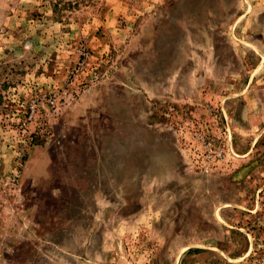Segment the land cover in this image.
I'll list each match as a JSON object with an SVG mask.
<instances>
[{
    "label": "rangeland",
    "instance_id": "374dc122",
    "mask_svg": "<svg viewBox=\"0 0 264 264\" xmlns=\"http://www.w3.org/2000/svg\"><path fill=\"white\" fill-rule=\"evenodd\" d=\"M0 264H264V0H0Z\"/></svg>",
    "mask_w": 264,
    "mask_h": 264
},
{
    "label": "trees",
    "instance_id": "16d2710c",
    "mask_svg": "<svg viewBox=\"0 0 264 264\" xmlns=\"http://www.w3.org/2000/svg\"><path fill=\"white\" fill-rule=\"evenodd\" d=\"M0 100H1V98H0Z\"/></svg>",
    "mask_w": 264,
    "mask_h": 264
}]
</instances>
